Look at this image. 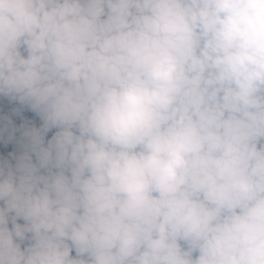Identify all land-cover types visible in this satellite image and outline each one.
Segmentation results:
<instances>
[{
    "label": "clouds",
    "instance_id": "clouds-1",
    "mask_svg": "<svg viewBox=\"0 0 264 264\" xmlns=\"http://www.w3.org/2000/svg\"><path fill=\"white\" fill-rule=\"evenodd\" d=\"M0 264H264V0H0Z\"/></svg>",
    "mask_w": 264,
    "mask_h": 264
}]
</instances>
